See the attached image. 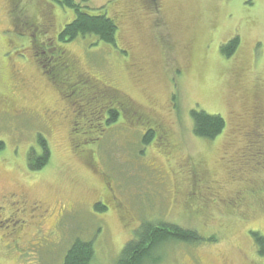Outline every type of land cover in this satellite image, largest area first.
<instances>
[{
    "label": "rangeland",
    "instance_id": "rangeland-1",
    "mask_svg": "<svg viewBox=\"0 0 264 264\" xmlns=\"http://www.w3.org/2000/svg\"><path fill=\"white\" fill-rule=\"evenodd\" d=\"M75 1L116 20L115 44L96 35L60 42L76 13L55 0H14L11 17L26 24L13 29L9 0H0V195L17 194L0 197V264H63L76 239L93 243L90 264H115L158 222L204 239L164 244L154 264H264L254 236H264V0ZM36 12L45 38L34 45L48 64L61 45L76 55L82 81L134 102L99 140L77 137L92 123L101 130L102 115L82 119L85 100H62L26 39H36L28 25ZM235 37L227 57L222 47ZM193 109L222 115L224 131L196 136ZM44 146L49 163L33 171L29 155ZM111 193L116 203H107Z\"/></svg>",
    "mask_w": 264,
    "mask_h": 264
},
{
    "label": "trees",
    "instance_id": "trees-1",
    "mask_svg": "<svg viewBox=\"0 0 264 264\" xmlns=\"http://www.w3.org/2000/svg\"><path fill=\"white\" fill-rule=\"evenodd\" d=\"M55 1L64 8L68 7L73 9L76 13L75 18L71 22L67 23L62 28V30L57 33L56 37L60 42L69 43L76 40L80 36L85 37L87 35H96V37L102 41L115 44L118 24L116 20L113 17L107 15L105 11L101 10L99 12H95L94 10L92 11L90 9L81 7V5L75 0ZM13 4L14 0H9L8 15L10 17L8 18L12 24V28L18 29V27L25 25L26 22L19 16L15 18L13 16L11 17L12 11H10V8L13 6ZM48 15V12H45L43 17L45 16L46 19L48 18ZM41 17L42 16H40L38 19L37 12L34 17L32 15V18L28 21V25L35 26V31L38 32L35 36L36 39L32 36L27 37L26 39H28L32 50H34V52L37 54H41V59L45 61L47 58L43 56V51L45 48L42 46V43L39 45H34V41H39L45 38L42 36L44 34V29L38 24V21ZM238 42V37L228 41L222 47L223 53L227 57L231 56L238 46ZM48 54L50 53L48 52ZM57 54H59V56ZM51 58H54L55 62L52 61L48 64V60L45 61V63L48 64L46 72H52L50 82L54 87L57 88L61 99L66 102H72L73 100L79 98L85 100L83 104L84 112L86 113L85 117L90 116V120H96L100 115H102L101 130L98 131L97 128L93 131L92 123L88 125L87 132H79L77 138H81L83 135L87 136L91 134L93 141L99 140L98 138L101 136L99 133H101V131L103 132L104 127L117 122L120 117L126 115L124 114V112H127V109H124L125 106H127L129 110L128 112H134L136 110L134 107V102L125 98V96L117 92L116 89L106 88L105 86L101 87L100 85H92L90 80L87 82L82 81L83 79L81 78L83 76H81V67L76 55H74L72 51L69 52L68 49L59 45L58 52L51 55ZM73 91H75V94L71 95L70 93ZM96 97L98 99L97 101L90 102V99H96ZM93 106L96 108V114L92 113ZM141 113L142 111H139V115ZM191 115L194 123L193 131L198 137L214 139L219 136L226 127V121L220 114H211L204 110L193 109L191 111ZM135 120L131 118L130 122L133 123L135 121L134 123H138V127L141 128L142 125L148 123L146 120H142V122H139L138 119ZM156 126L157 125L154 126L155 129ZM151 127L153 126H148L146 130V143L150 142L154 133V130L151 129ZM77 145L78 143H74L75 147ZM166 145L167 144L164 143V147H162V143H159V146L163 148L162 150L165 149ZM262 145H264V143H262ZM43 151L44 153L42 156L35 155V153H31L29 155L30 167L33 171L41 170L49 163L50 152L46 146L43 147ZM259 156L261 159L264 158V150L262 153H258V157ZM260 184H262L264 187V183L261 182ZM252 189L254 188L252 187ZM98 209L105 210L107 207L102 206V208L98 207ZM254 236L261 245V252L264 253V236L257 232L254 233ZM203 239L204 238L201 237L198 232L182 228L176 224H168L164 222L146 224L141 230L137 232V239H132L131 241L127 242L115 264H154L155 259L153 258V255L157 251H162L164 244L171 242H198ZM210 240L213 241V238H210ZM93 258V243L91 241L76 239L67 251L63 264H90Z\"/></svg>",
    "mask_w": 264,
    "mask_h": 264
},
{
    "label": "flooded vegetation",
    "instance_id": "flooded-vegetation-1",
    "mask_svg": "<svg viewBox=\"0 0 264 264\" xmlns=\"http://www.w3.org/2000/svg\"><path fill=\"white\" fill-rule=\"evenodd\" d=\"M237 48H238V46H237ZM102 117V116H101ZM85 118V116L82 118V119H84ZM99 120V119H98ZM101 125H102V121H101ZM12 196H17V194L16 193H14V192H9V194H8V196H5V195H0V197L2 198V200L1 201H4L6 198L8 199V201L10 202V200H9V198H12ZM13 197V198H14ZM7 199H6V201H7ZM22 200H23V202L24 203H26L27 201L26 200H24L23 198H22ZM115 200H116V197H115V195L113 194V193H111V195H109V197L107 198V203H110V202H113L114 201V203H116L115 202ZM14 203L15 204H18L17 203V201H14ZM14 203H10V207H12L13 205H14ZM36 207H37V209H38V211H41L42 212V216L47 212V210L46 209H44V207H41L40 206V204L37 202L36 203ZM0 209H5V207L4 206H2V205H0ZM35 209V208H34ZM44 209V210H43Z\"/></svg>",
    "mask_w": 264,
    "mask_h": 264
}]
</instances>
